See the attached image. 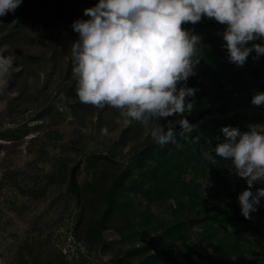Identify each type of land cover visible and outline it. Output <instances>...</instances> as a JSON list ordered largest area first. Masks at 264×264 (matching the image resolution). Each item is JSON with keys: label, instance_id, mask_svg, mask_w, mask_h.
<instances>
[{"label": "trees", "instance_id": "obj_1", "mask_svg": "<svg viewBox=\"0 0 264 264\" xmlns=\"http://www.w3.org/2000/svg\"><path fill=\"white\" fill-rule=\"evenodd\" d=\"M42 1L22 0L15 11L0 16V48H10L20 42L23 37L28 36V27L32 28L33 32L42 29L43 35V27L52 26L54 20L56 23L64 21L71 28L72 22L80 19L77 14L79 10H83L82 4L85 9L98 2L46 0L53 13V19H48L47 15H41ZM190 25L185 24L183 27ZM197 25V33L201 37L200 58L194 69L196 74L189 77L187 86L196 80L219 77L225 83L242 89L249 86L244 81L245 75H248L252 79V94L257 91L264 92V83H259L264 78V56H261L256 64L252 61L253 52L244 66L237 67L228 62L227 51L222 47L225 42L222 35H218L223 32L225 26L207 18H202ZM50 31L52 32L51 29ZM46 37V45L52 51L53 58L56 46L53 45L51 36ZM22 71L20 69L14 75L21 77ZM75 89L76 79L73 78V81H63L57 93L61 102L65 99L66 105L63 107L73 113H76L73 110L75 106L66 99L77 97ZM33 99L37 101L32 114L36 118L28 121L51 122L53 126L56 125L54 119H59L62 114L54 101L38 102L37 95ZM194 99L195 109L186 115L189 124L194 127L186 134V138L179 135L183 129L177 124L174 129L177 133L175 144L168 143L161 147L147 132L123 156L113 154L111 150L106 154L91 156L90 166H96L92 181L82 186L77 180L80 162L69 168L68 193L72 194L78 210L77 228L84 220L87 221L85 217L90 205V208L95 206V209H98L95 221L99 235L103 230L111 229L119 233L123 243H130L129 239H135L131 246L116 254L111 261L102 264H264V198L260 199L257 211L250 213L251 217L256 218V223L254 224L251 218L245 219L238 202L239 194L247 187L245 179L239 177L236 187L232 188L225 175L227 170H231V162L215 156L214 153L211 154V159L205 155V152L224 139L221 131L223 127L246 131L250 122L264 125V106L256 107L250 104L249 106L253 107L252 113H248L246 107L239 110V106H235L234 112L235 108L230 104L221 103L215 96L202 90L196 93ZM247 102H251V99ZM235 103L244 105L243 102ZM82 108L81 105L79 109ZM169 119L175 120L179 117ZM29 122L23 120L8 128L0 126V140L12 144L27 137L30 127H38V124ZM130 129L131 126L125 128L116 143L125 141V134H128ZM35 139L31 138V143L36 141ZM40 150L46 154L43 146ZM119 157L126 159L125 164L115 162ZM6 172L9 171L5 161L1 160L0 192L9 177ZM11 174L18 179L22 175L18 169ZM188 175L206 181L215 180L221 187L220 195L227 200L226 204L220 206L208 197L197 183L186 184L185 178ZM256 188H259V183L254 184L252 190L255 191ZM137 197H141V202L134 208L132 204ZM152 208L159 213L170 214L171 220L166 228L154 220L155 213ZM194 229L195 233L192 232ZM140 230L148 232L150 239L147 243H137L141 237ZM214 230L217 231L211 235ZM245 234H248V237ZM79 239H84L82 241L87 243L88 247L94 244L89 239L88 232ZM167 241L178 243V249L167 251L161 248L162 243L167 244ZM200 243L211 250V255L197 250ZM101 244L99 236L97 245Z\"/></svg>", "mask_w": 264, "mask_h": 264}, {"label": "rangeland", "instance_id": "obj_2", "mask_svg": "<svg viewBox=\"0 0 264 264\" xmlns=\"http://www.w3.org/2000/svg\"><path fill=\"white\" fill-rule=\"evenodd\" d=\"M42 2L41 15L53 19L49 2ZM84 7L82 4L81 9ZM82 12L83 10H79L78 18L88 19ZM197 24L184 28L200 36ZM49 27H43L45 36L42 29L33 32L28 27V36L10 48H0V53L4 55L11 52L16 55L8 87L0 90V126L8 128L16 126V122L19 124L23 120L29 122L28 120L36 118L32 115L37 106V101L33 99L36 95L38 102L54 101L62 114L59 119H54V126L51 122H29L38 124V127H30L28 136L20 141L11 144L0 140V161H5L9 171L6 172L9 177L0 192V264H102L111 261L116 254L131 246L135 239H129L130 243H123L119 233L111 229H105L99 235L95 221L98 209L95 206L90 208V205L85 217L87 221L84 220L77 228L78 210L72 194L68 193V170L80 162L78 183L81 186L88 184L92 181L96 167L90 166L91 156L106 154L109 150L123 156L147 131L139 122L125 124L119 110L112 107L97 109L81 103L77 97L66 99L74 104L73 110L76 113L63 107L66 105L65 99L61 102L57 93L63 81H73L75 78L71 63L66 57L78 34L64 21L56 23L54 20ZM46 36H51L53 45L56 46L53 58L52 51L46 45ZM255 55L254 52V57ZM252 61L258 64L257 60ZM20 69L23 70V75L15 76V72ZM244 81L249 86L242 89L225 83L219 77L196 80L189 87H197L200 91L212 94L219 102L234 107V112L239 106V110L246 107L248 113H252L253 107L249 106L251 102H247L253 96L250 88L252 79L245 75ZM259 83H264V78ZM235 102H243L244 105H236ZM81 105L83 108L79 109ZM160 122L164 123L163 120ZM250 124L253 123H248ZM129 126L131 129L125 134V141L116 143L123 130ZM103 128L108 129V135L101 133ZM31 138H36V141L31 143ZM41 146L45 148L46 154L40 150ZM123 158L119 157L115 162L125 164L126 159ZM17 169L22 173L19 179L11 174ZM225 175L231 187L235 188L239 176L231 170H227ZM190 182L201 186L205 194L220 206L226 204L227 200L220 195L221 187L215 180L206 181L188 175L185 183ZM260 187H264V183H259ZM139 202L141 197L135 198L132 206L135 208ZM152 212L155 213L154 220L166 228L171 220L170 214L159 213L155 208H152ZM251 220L256 223L254 216ZM195 230L192 232L195 233ZM216 231H212L211 235ZM85 232H88L89 239L94 243L90 247L82 241L84 239H79L84 237ZM139 233L141 237L137 243H147L150 239L148 232L140 230ZM99 236L101 245H97ZM245 236L248 237V234ZM178 246V243L167 241V244L162 243L161 248L176 251ZM197 250L211 255V250L205 248L203 243L197 245Z\"/></svg>", "mask_w": 264, "mask_h": 264}, {"label": "clouds", "instance_id": "obj_3", "mask_svg": "<svg viewBox=\"0 0 264 264\" xmlns=\"http://www.w3.org/2000/svg\"><path fill=\"white\" fill-rule=\"evenodd\" d=\"M21 3L0 0V16ZM83 14L88 19L71 24L78 38L66 57L76 96L97 109H118L125 124L139 122L161 147L176 143L177 124L185 138L194 127L186 115L195 109L199 88L186 82L196 74L201 38L183 25L202 18L224 25L218 35L228 62L237 67L253 52L254 60L264 55V0H98ZM15 60L14 52L0 53V90L8 87ZM251 104L264 106V92H255ZM174 117L179 119H169ZM221 131L224 139L205 155L230 161L231 171L245 179L238 202L243 217L250 219L264 198V187L252 190L264 183V125L250 124L246 131L225 126ZM101 133L108 135V129Z\"/></svg>", "mask_w": 264, "mask_h": 264}]
</instances>
